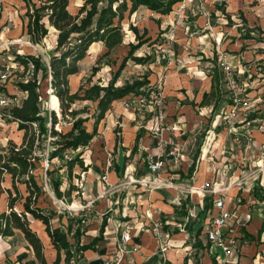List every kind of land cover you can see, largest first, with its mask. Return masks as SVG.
<instances>
[{
  "label": "rangeland",
  "instance_id": "rangeland-1",
  "mask_svg": "<svg viewBox=\"0 0 264 264\" xmlns=\"http://www.w3.org/2000/svg\"><path fill=\"white\" fill-rule=\"evenodd\" d=\"M31 1L39 3V0ZM81 3L82 0H69V11L76 13ZM1 5L0 72L9 73L4 89H9L10 93L15 92L16 89L19 91L16 86L18 81L31 77V65L28 64V69L25 70L15 61V55H39L42 61L47 63L48 54L55 47L56 31L48 26L47 35L38 43H34L26 33V5L23 0H1ZM226 15H229L230 19H227ZM129 25L136 26L140 34L144 28L147 29L146 37L149 36L151 39L142 44L133 55L147 56L149 60L142 64L128 60L115 84L120 85L124 81H131L136 77L141 79L145 76L149 80L150 89L143 93L142 103H123V99L132 96L130 94L119 99L113 109L107 111L104 118L100 120L98 131L87 147H79V150L74 152L68 149L62 153V158L48 159V151L54 146L51 144L54 137L48 135L37 146L36 153L41 161L35 174L43 187L39 204L55 211L56 215L52 218V224L58 226L61 221L66 225L68 217L73 216L79 219L81 214L86 221L93 220L94 214H98L100 219L104 216L109 218L112 216V211L105 210L99 214L92 208L96 201L94 197H97V194H94L97 191L94 183H100L105 193L112 188L102 178L105 176V174L102 175L105 170L101 169L102 159L96 156L95 150L98 153L104 151L106 137L108 134L114 136L113 130H119L115 131V134L119 137L120 144L129 138L131 145L138 132H142L139 142L143 143L146 140L145 149L138 152L139 157L135 160L137 177L132 180L123 173V169L121 175L117 173L116 182L123 184L119 185L120 187L125 184L128 186L139 184L148 192L151 188L155 191L165 186L175 187L179 197L188 195L194 204L191 195L193 199L194 197L200 199L202 193L204 195L215 193L225 199V195L228 194L227 188L233 186L239 188V193H244L246 196L242 198L241 194L239 195L241 203L245 199L246 204L250 205L252 187L255 185L264 187V0H179L172 6V10L164 15L150 11L144 6L138 7L131 15L126 12L122 21L124 33L122 45L111 50L109 55L102 56L100 68L93 75L91 67L96 65V60L105 52V48L99 42L92 44L87 55L78 63V73L72 78L69 77L71 91H76L80 84L85 83L88 76H91V83L102 85L107 83L122 57L127 54L128 43H136ZM246 33H249L251 38H243ZM214 60L217 67L220 61L230 66L232 88L229 94L232 93L233 103L225 105L219 111V115L212 117L209 110H196L192 104L184 107L183 104L184 102L189 104L190 100L185 99L187 94L191 97L193 93L195 97L205 88L213 73ZM218 70L220 71V68ZM40 74L39 71L37 78H40ZM49 79L47 76L40 81L39 107L43 114L46 111H53L57 118L55 128L66 131L71 118H63L59 107L51 108L50 96L53 92ZM114 107L122 112L117 114ZM72 108H85L79 114L84 117L92 112L94 103L77 101ZM254 114L258 117L253 116ZM189 116L198 121L195 128L199 129L196 136L198 138L192 147L189 140L181 148L176 144L174 130L176 127L180 128L179 124H182L183 119H188ZM10 117L9 109L1 112L0 149L7 146L8 141L19 144L22 140L23 130H18L17 122L12 121ZM92 122L93 119H89L85 125L91 129ZM156 126L159 127L158 131L155 130ZM185 132L186 135L191 134L190 131ZM217 132H222L221 135H223L221 146L215 145L216 137L212 140ZM156 149L158 152L153 153L152 150ZM80 150L83 164L85 165L88 161V170L84 172L78 164H74L71 175L68 176L66 161ZM196 152L199 154L194 163L193 180L182 177L175 180L169 177L167 180H161L157 173L148 170L149 162L158 161L159 171L172 173L171 164L179 167L184 162L185 156L189 158L190 155H196ZM112 157L113 154L107 156L110 165ZM200 161L202 163L194 182ZM98 162L101 165L98 168L102 173H98L96 166L91 168L92 164ZM204 163L205 172L200 185L199 178ZM46 169L52 173H46ZM89 171L90 175L94 174V178L89 176ZM54 181L60 183L61 190L68 189L72 185L73 189L69 198L59 199L54 195L52 190ZM4 186H9L8 176ZM121 192L123 191L116 190L115 198H118ZM237 199L238 196L235 197V203L232 206L234 209L229 211L228 223L230 222L233 228H235V222H232V219L234 218V221L238 219L235 210L240 202H237ZM120 202H122L121 199ZM122 206L124 205L121 203L120 212ZM200 208L201 206L196 204L190 208L191 215L187 223L193 224L191 225L193 235L205 220L202 219L204 214L199 213ZM5 209L6 194L3 193L0 196V211ZM120 212H116L114 217L112 216L113 219L118 218ZM58 215L61 220L58 219ZM30 219L31 227L43 240L45 257L51 263V252L55 254V250L43 231V225L37 220ZM181 227L183 229V225ZM185 230L184 228L182 233L187 236L188 233ZM134 238L136 239L135 236ZM197 239L203 243L208 242L205 235L196 239L191 236L187 242L190 244ZM23 251L31 254V250L27 249V243L20 235L0 237V264H9V262L20 264L16 262V254ZM214 251V248L211 250L209 248L206 255L205 251L190 248L183 256V261L185 264H211L210 260H205L204 257L216 256ZM158 253L163 254L160 249ZM231 260L227 257L222 264H229ZM114 264H116L115 261Z\"/></svg>",
  "mask_w": 264,
  "mask_h": 264
},
{
  "label": "trees",
  "instance_id": "trees-1",
  "mask_svg": "<svg viewBox=\"0 0 264 264\" xmlns=\"http://www.w3.org/2000/svg\"><path fill=\"white\" fill-rule=\"evenodd\" d=\"M23 1L27 7L25 11L26 33L32 42L41 41L48 33V26L54 28L57 33L55 47L48 54L47 63L43 62L39 55L17 54L14 57L15 61L25 70L28 69V64L31 65V77L21 79L16 83L18 90L25 92L26 95L18 106L9 109L10 118L17 122V129L24 132L22 140L19 144L8 141V145L0 149V196L3 193L6 194V209L0 211V237H12L18 234L27 243V249L31 250V254L26 251L17 253L16 262L20 264H73L84 257V251L95 249L96 242L102 238L105 220L103 219L101 222L99 234L85 244L80 243V237L84 232L81 229L80 218L68 217L66 225L61 221L58 226L52 224V218L56 215L55 211L39 204L43 187L35 174L41 161L36 153V148L48 135L54 137L51 141L54 146L48 151V159L62 158V153L68 149L74 152L79 150V147L84 148L95 136L98 123L104 118L113 101L129 94L144 93L145 90L150 89L149 80L145 76L141 79L136 77L131 81H124L120 85L115 84L128 60L141 64L149 60L147 56L133 55L142 44L151 39L149 36L146 37V28L140 34L138 28L133 25H129V29L134 33L136 43H128L127 54L122 57L117 69L105 85L91 83V76H88L85 83L80 84L76 91H71L69 77L78 72V63L87 55L92 43L102 42L105 47V52L98 57L96 65L91 67L93 75L100 68L102 56L109 55L111 50L123 43L122 21L126 12L131 15L139 6H145L150 11L164 15L168 14L172 10V6L179 0H82L76 13L69 11V0H39L38 4L31 0ZM1 8L0 0V11ZM226 17L230 19L229 15ZM243 38L249 39L251 36L246 33ZM213 62L210 91L204 92L199 102V106H212V117L218 114L225 105L231 103L229 93L225 88L222 69L220 65L217 67L215 60ZM39 71L41 72L40 78H37ZM47 76L50 78L49 85L52 94L57 97L61 116L71 118L66 131L55 128L57 118L53 111H46L43 114L39 107V98L41 97L39 84ZM77 101L93 102L92 112L84 117L80 116L79 114L85 108H72V105ZM253 116L258 117L255 114ZM89 119H93L91 129L85 125ZM47 122H49V126H47ZM74 164H78L82 170H86L81 150L66 161L68 176L71 175ZM193 170L194 161L188 168V176ZM45 172L52 173L47 169ZM7 176L9 186H4ZM72 189L71 185L68 189L61 190L58 181L52 183L53 193L59 199L69 198ZM252 192L258 201H264V194L260 187L255 186ZM203 202L202 210H210L209 197L205 196ZM188 204V200H181L179 205L174 206L175 214L190 218ZM57 217L61 220L60 215ZM30 218L43 225V231L55 250V256L51 263L45 257L42 238L30 225ZM73 225H75L74 228ZM166 227L164 226L165 229ZM187 229L190 230V226ZM263 230L264 221L259 232ZM173 231L177 232L178 228L175 227ZM199 231L200 229L196 234ZM193 247L202 248L199 241L194 242ZM213 262L215 263L214 260ZM9 264L11 263L9 262Z\"/></svg>",
  "mask_w": 264,
  "mask_h": 264
},
{
  "label": "crops",
  "instance_id": "crops-1",
  "mask_svg": "<svg viewBox=\"0 0 264 264\" xmlns=\"http://www.w3.org/2000/svg\"><path fill=\"white\" fill-rule=\"evenodd\" d=\"M52 29L55 30L54 28ZM99 43L102 45V47H104L102 42ZM77 73L72 74L70 78L75 76ZM210 87H211V75H210V79L208 80V83L205 85V88L201 90L198 95H195L194 97V94L192 93L191 97L189 94H187V97L185 96V99L190 101L188 102L189 104H186L184 102L183 107L192 104L196 110L206 109L209 110L211 114V108H212L211 105L199 106V102L202 99L203 93L209 92ZM5 90L9 92V89L6 88ZM191 98L194 99L192 100ZM118 101L119 99L113 101L108 111H110V109H113V106H115L114 104H116V102ZM114 111L117 114H119V112H122L121 110L119 111V109H115V107H114ZM183 121L184 122L182 124H179L181 130L179 127H176V129L174 130L176 144H178L177 146L179 147L181 146L182 148L187 142H189V140H191L190 144H192L191 145L192 147L194 145V141L197 140L198 138L196 136L199 129L197 130L195 129L198 124V121L193 119L192 116H189L188 119H183ZM185 131H190L191 134L186 135ZM113 132H114V136L113 134H108V137H106L107 140L104 147V151L98 153L97 150H95L96 156H99V158L102 159L101 162L103 163V165L101 166L99 162L91 165V168H94L96 166L95 169L98 171V173H102L100 168H98V166H101V169L105 170V172L102 173V175L105 174L106 176L105 182L109 183L112 188L110 189L109 192L105 193L103 187L100 186V183L98 184L97 182L94 183V186L97 188V191L94 194H97L96 195L97 197H94L96 201L94 202V206L92 210H94L96 213L99 214H102L103 211L105 210L112 211L113 212L112 216L114 217L116 212H120L119 207L122 203L124 206L121 207V212L123 213L121 215L120 212L119 213L120 215L116 219H113L112 216L110 218L104 216L103 218L100 219L97 216L98 214L97 215L94 214L95 215L93 216L94 219L91 221H86V219H84L85 221L81 225V229L84 230V232L80 237V243L81 244L88 243L91 241L93 237L97 236L99 234V228L101 226V222L104 219L105 225L102 232V238L96 242L94 250L88 249L84 251L83 253L84 257L73 264H114V261L112 259L116 251V245L119 241L120 235L123 231H128V230H130L132 236L131 240L127 243V249H129V251L119 259L117 264H185V262L183 261L184 260L183 256L187 254V251L190 248H195L196 250L205 251V254L208 255L207 251L210 248L209 242L203 243L200 239H197V241L200 242L202 248L199 247L196 248L193 247L194 241L189 244L187 240L191 236L193 239L194 238L196 239L197 237L200 238L201 236L205 235L208 225V217L214 216L217 213L216 209H214L212 206V201L220 197L215 193H213V195L212 194L204 195L202 193L200 199L197 198L195 199V197L193 199V195H191L192 200L194 202L193 204L192 201L190 200L191 197L189 198L188 195H186L185 197H179V192L177 191V189H175V187L165 186L156 189L155 191H153L154 189L151 188L149 192L147 191L146 188H144L139 184L128 186L125 184L126 183L125 182L124 183L125 185L120 187L119 185H123V184L120 182H116V180H118L117 173L118 175H121L123 169H124L123 173L129 176L132 180H134V177H137L138 171L136 170L135 167V163H136L135 160H137L139 157L138 152H140L141 149H145L146 140H144L143 143H140L139 139L142 136V132H138L136 133L134 142H132L131 145L129 138L125 139L120 144L119 137L118 139H116L117 136L115 134V130H113ZM221 134L222 132H217L212 139L214 140V138L216 137V140L214 142L216 146H221L222 144L223 135ZM152 152L156 153L158 151L156 149V150H152ZM196 153H197L196 155L198 156L199 152ZM111 154H113V157L111 159L112 163L110 165L107 156ZM197 156L195 157V154L190 155L189 158L188 156H185L184 162H182L181 166L179 167L178 165L176 166L170 163L172 173H167L166 171H159L158 177L161 180H167L168 177L173 178V180H175V178L179 179L180 177H182L183 179L191 178V180H193L192 174L194 173V170L191 173V175L188 176V168L193 163V161L195 163V159L197 158ZM188 161H190L189 164ZM86 162H87L85 163L86 170H83L84 172H87L88 170V161ZM201 163L202 161L198 162L199 166L195 172L194 182H196L197 173L200 170ZM204 168H205V163L202 169L201 176L199 178L200 185H201L200 181L203 178L205 172ZM93 175L94 174L90 175V171H89V176L94 178ZM255 186L257 188L259 187L257 185ZM254 187H252V191ZM116 190L117 192L123 191L121 192V195L117 196L118 198H115L114 196ZM227 190H228V194L225 195L224 203H225V208L228 211L234 209L232 206L235 203L236 196H238L237 202H240V204L237 206V209L235 210L238 219L237 221L236 219L234 221V218L232 219L233 220L232 222H235L236 229L232 227L233 225L230 222L223 229L225 232L224 236H225L226 245L232 246L233 243V247H234L231 250L230 255L228 256L230 259H232L229 264H238V263L264 264V230L259 232L262 222L264 221V201L263 202L258 201L253 196V192L251 191V199L249 201L250 205L246 204L245 199L244 202L241 203V197L239 195L241 194L242 198H246V196H244V193H239L238 191L239 188L232 186V187H228ZM205 196L209 197V200L211 201V208L208 211L202 210L203 208L202 203ZM120 199L122 200V202L119 203ZM181 200H188L189 215H191L190 212L191 206L194 207L195 204L201 206V208L199 209V213L204 214V217H202V219L204 218L205 220L203 223H201L202 226L200 225L195 230L194 235L192 233L193 227L191 226L193 224L187 223L189 218L177 216L174 212V206L179 205ZM116 204L119 205L117 206ZM113 205H116V207L115 206L113 207ZM154 222L161 223L160 233L162 234L167 245L166 251L162 252L163 254L158 253L159 241L156 239V237L153 235L151 231ZM179 225L180 226L183 225V229L184 228L186 229L185 231L188 233L187 236L182 233L183 229L182 227H179ZM164 226H167L166 229L164 228ZM188 226H190V230L187 229ZM175 227L178 228L177 232L173 231ZM198 229H200V231L198 234H196ZM166 234L168 236H165ZM134 236L136 237V239L134 238ZM132 249H135V251H133ZM54 255L55 254L52 251L51 252L52 260ZM204 259L205 260L209 259L211 264H214L213 260L216 263L214 255L205 256Z\"/></svg>",
  "mask_w": 264,
  "mask_h": 264
},
{
  "label": "built area",
  "instance_id": "built-area-1",
  "mask_svg": "<svg viewBox=\"0 0 264 264\" xmlns=\"http://www.w3.org/2000/svg\"><path fill=\"white\" fill-rule=\"evenodd\" d=\"M219 65L221 66L222 72H223V80L225 83V88L229 93V90L232 88V80L230 76V66L227 65L225 62L220 61ZM9 79V73L0 72V115L1 112L5 109H10L13 106H18L21 102V100L26 95L23 91H15V92H8L4 88L6 87V82ZM229 97L231 99V103L227 105H231L233 103V97L232 93L229 94ZM130 100V101H129ZM143 100V93L132 95L131 97H127L126 99H123V103H142ZM216 115H219L216 114ZM215 115V116H216ZM156 131L159 130V127L156 126ZM159 162L158 161H151L148 165V170L157 173L159 172ZM104 181H106V176L102 177ZM259 186V185H258ZM261 188L262 194H264V187L259 186ZM212 206L214 209H216L217 213L214 216L208 217V225L205 233L206 240L210 243V250L215 249L216 256L214 255V258L216 260L217 264H222L226 261V258L230 255L231 250L234 248L233 243L231 245H226L225 243V232L224 228L226 227L229 218V211L225 208V203L223 198H216L212 201ZM81 222L84 223V217L81 214ZM179 227H181L179 225ZM161 229V223L160 222H154L153 226L151 228V231L153 235L156 237V239L159 241V249L162 252H165L167 249L166 241L164 240L162 234L160 233ZM165 236H168L167 234ZM132 236L130 233V230L123 231L120 235L119 241L116 245V251L114 253L113 261L118 263L119 259L125 255L129 249H127V243L131 240ZM231 244V243H230ZM135 251V249H132Z\"/></svg>",
  "mask_w": 264,
  "mask_h": 264
},
{
  "label": "bare ground",
  "instance_id": "bare-ground-1",
  "mask_svg": "<svg viewBox=\"0 0 264 264\" xmlns=\"http://www.w3.org/2000/svg\"><path fill=\"white\" fill-rule=\"evenodd\" d=\"M50 106L51 108L53 109H56L58 107V100H57V97L54 96V94L51 93V96H50ZM74 206V205H73Z\"/></svg>",
  "mask_w": 264,
  "mask_h": 264
}]
</instances>
